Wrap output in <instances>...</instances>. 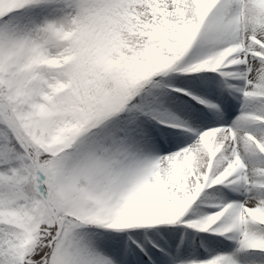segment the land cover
<instances>
[{
  "label": "snow or ice",
  "instance_id": "1",
  "mask_svg": "<svg viewBox=\"0 0 264 264\" xmlns=\"http://www.w3.org/2000/svg\"><path fill=\"white\" fill-rule=\"evenodd\" d=\"M0 264H264V0H0Z\"/></svg>",
  "mask_w": 264,
  "mask_h": 264
}]
</instances>
